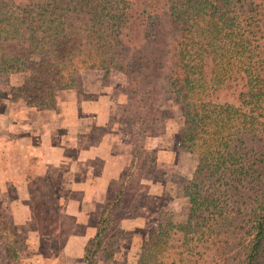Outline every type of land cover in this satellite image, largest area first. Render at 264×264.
<instances>
[{
  "label": "trees",
  "instance_id": "obj_1",
  "mask_svg": "<svg viewBox=\"0 0 264 264\" xmlns=\"http://www.w3.org/2000/svg\"><path fill=\"white\" fill-rule=\"evenodd\" d=\"M34 56L12 89L28 105L52 108L100 67L127 72L142 107L155 88L183 107L181 149L197 159L187 216L149 231L136 264H264V0H0V75ZM123 192L102 209L82 264H95Z\"/></svg>",
  "mask_w": 264,
  "mask_h": 264
},
{
  "label": "rangeland",
  "instance_id": "obj_2",
  "mask_svg": "<svg viewBox=\"0 0 264 264\" xmlns=\"http://www.w3.org/2000/svg\"><path fill=\"white\" fill-rule=\"evenodd\" d=\"M39 59L0 75V126L17 123L25 136L19 148L13 142L5 152L0 144V157L15 155L22 168L21 179L0 186V264H82L81 240L121 189L95 264H136L149 231L187 216L184 185L197 159L181 149L183 107L159 88L142 107L127 72L92 67L56 93L52 108H37L12 89ZM28 124L36 126L33 134ZM5 132L0 138H12ZM8 241L14 260L4 250Z\"/></svg>",
  "mask_w": 264,
  "mask_h": 264
},
{
  "label": "crops",
  "instance_id": "obj_3",
  "mask_svg": "<svg viewBox=\"0 0 264 264\" xmlns=\"http://www.w3.org/2000/svg\"><path fill=\"white\" fill-rule=\"evenodd\" d=\"M12 127V129H11ZM17 123H12L9 126H0V132H2V137H5L4 134H6L5 131L11 132L12 133V138H0V144L2 145V150L3 151H7L9 150V145H11L13 142H15V146H17V148H19L20 146V139L22 140L23 137H25L24 135H21V132L19 129ZM26 128H30V130H26V132H30L31 134L34 133V129L36 128V126L33 125H27ZM7 136V135H6ZM27 137V136H26ZM7 146V147H5ZM22 148V147H21ZM21 148L19 149V151L21 150ZM24 150L29 151V148L24 147ZM47 161L44 160L43 163H46ZM60 162V161H59ZM0 186L4 187L7 183V181H9V179L11 180H15L17 178L21 179V172H22V168H21V159L17 158L15 155H7L4 157H0ZM0 193H3V191H0ZM102 212V211H101ZM101 217V215H100ZM100 218L97 220V222H95L92 224V226L90 227V229L92 230L90 233H88V235H86L82 240V261L84 258V252H85V247L87 245V242L93 238L96 233H97V229H98V223H99ZM97 225V228L96 226Z\"/></svg>",
  "mask_w": 264,
  "mask_h": 264
}]
</instances>
